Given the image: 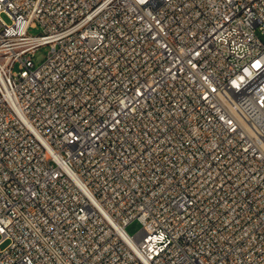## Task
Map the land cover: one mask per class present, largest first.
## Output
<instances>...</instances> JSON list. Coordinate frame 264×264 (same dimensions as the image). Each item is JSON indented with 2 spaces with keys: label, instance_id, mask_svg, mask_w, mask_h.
Segmentation results:
<instances>
[{
  "label": "built area",
  "instance_id": "2783aa9c",
  "mask_svg": "<svg viewBox=\"0 0 264 264\" xmlns=\"http://www.w3.org/2000/svg\"><path fill=\"white\" fill-rule=\"evenodd\" d=\"M262 37L264 0H0V264H264Z\"/></svg>",
  "mask_w": 264,
  "mask_h": 264
},
{
  "label": "rangeland",
  "instance_id": "374dc122",
  "mask_svg": "<svg viewBox=\"0 0 264 264\" xmlns=\"http://www.w3.org/2000/svg\"><path fill=\"white\" fill-rule=\"evenodd\" d=\"M3 18L6 22L8 23L10 22V19L8 18L7 15H4ZM30 33L32 35H40L42 33V29L41 27H37L36 29H31ZM262 40L264 41V37H262ZM47 52H48L47 47L38 50L35 55V63L40 64L45 59ZM17 70H18V66L15 67V71ZM141 229H142L141 223L136 220L127 226L126 231L130 236H135Z\"/></svg>",
  "mask_w": 264,
  "mask_h": 264
}]
</instances>
